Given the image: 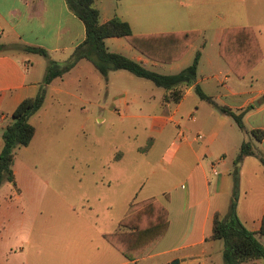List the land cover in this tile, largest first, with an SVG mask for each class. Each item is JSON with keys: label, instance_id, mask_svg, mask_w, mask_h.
Masks as SVG:
<instances>
[{"label": "crops", "instance_id": "1", "mask_svg": "<svg viewBox=\"0 0 264 264\" xmlns=\"http://www.w3.org/2000/svg\"><path fill=\"white\" fill-rule=\"evenodd\" d=\"M68 1L0 0V150L2 133L12 121L11 114L22 100L38 93L48 60L62 63L85 39L84 24L69 8ZM94 7L99 12L100 23L118 18L128 24L134 35L197 32L199 38L195 42L203 39L202 35H213L217 57L208 59L207 64L216 74L212 80L201 76L203 71L199 66L206 42L197 46L194 42L180 60L162 64L180 72L186 68L182 60L190 50H194V57L200 53L195 83L183 89V97L176 105L163 103L164 90L143 95L129 91L124 85L129 81L127 71L110 72L104 79L86 60L79 61L47 85L45 99L50 89L62 92L52 86L60 79L69 90L95 100L101 107L116 113H133L126 118L142 125L148 137L143 146H135V152L142 156V164L151 163L154 167L143 178L135 170H108L91 182L95 190L104 194L120 191V195L106 199L110 230H101L95 221L86 222L83 215L79 216L75 204L66 205V212L59 204L52 205L50 216L41 221L37 205L31 209V205L19 204L22 207L18 208L8 195L1 198L0 264H49L46 259L50 254L45 253L49 247L54 264L90 261L96 264H173L175 261L176 264H206L205 258L211 264H222L223 244L210 239L212 221L214 214L223 217L229 210L239 148L242 143L250 142L254 152L264 158V46L260 40L264 33V0H115L113 4L110 0H94ZM233 28L250 29L262 56L243 79L236 78L218 54L222 32ZM104 43L108 52L120 54L143 67L149 65L156 69L161 65L141 56L123 38H108ZM26 46L45 50L48 59L24 51ZM29 56L30 60L44 61L41 72L28 71ZM195 87L215 106L241 114L245 131L229 115L201 100ZM142 111L147 115L140 114ZM254 130L263 133L260 142L250 134ZM124 162V152L113 159V164ZM212 165L216 167L215 174L211 172ZM77 178L81 184L82 180ZM127 188L131 196L124 199L122 194ZM16 197L21 200L22 193ZM85 199L82 209L97 218V209L90 205L89 197ZM149 199L165 208L168 230L151 254L128 260L104 236L124 231L119 223L129 207ZM263 210V167L258 158L246 156L238 169L236 214L247 230L257 232ZM15 223L24 226L19 232L22 238L11 244ZM30 223L32 227L27 229ZM48 233L53 234L49 246L48 239L43 240ZM119 238L115 235L116 240ZM68 251L70 255L66 256ZM245 264L263 263L257 260Z\"/></svg>", "mask_w": 264, "mask_h": 264}, {"label": "trees", "instance_id": "2", "mask_svg": "<svg viewBox=\"0 0 264 264\" xmlns=\"http://www.w3.org/2000/svg\"><path fill=\"white\" fill-rule=\"evenodd\" d=\"M69 8L83 22L85 39L79 44L69 58L63 63L48 60L47 70L38 93L32 98L22 100L11 114L12 121L2 133L0 150V186L3 181L13 182L12 164L17 149L27 147L34 136V128L29 119L43 105L46 86L54 79L62 77L75 65L86 60L104 78L110 72L127 71L137 78L145 79L164 90L163 103L178 104L183 97V89L192 86L200 53L197 52L192 63L175 75H161L145 69L120 54L110 53L104 41L108 38H123L135 51L144 58L159 64H171L180 60L190 45L199 38L197 32H182L154 35H134L128 24L118 18L105 23L99 22V12L94 7V0L68 1ZM28 53L48 59L45 50L34 47H23ZM218 54L238 79H243L262 59L260 49L253 32L248 28L226 29L221 34ZM195 93L201 100L214 105L198 87ZM215 106V105H214ZM221 113L229 115L236 126L245 131L241 114H234L225 108L215 106ZM253 138L260 142L263 133L250 131ZM246 156L259 159L264 173V158L254 152L250 142L242 143L233 170V192L229 210L225 216L214 214L211 240L223 244L222 260L224 264H245L261 260L264 264V246L259 238L264 239V210L257 232L247 230L236 214L238 169L241 160ZM120 231L104 238L128 260L148 256L166 234L169 221L165 208L155 200L149 199L132 204L119 223ZM118 235V240L115 239ZM135 255V256H134Z\"/></svg>", "mask_w": 264, "mask_h": 264}, {"label": "rangeland", "instance_id": "3", "mask_svg": "<svg viewBox=\"0 0 264 264\" xmlns=\"http://www.w3.org/2000/svg\"><path fill=\"white\" fill-rule=\"evenodd\" d=\"M110 2L113 4L115 0ZM260 36L261 44L264 46V33ZM202 37L203 39L194 43L197 46L199 43L206 42L199 68L203 71L201 76L212 80V76L216 73L213 67L208 66L207 60L217 57V43L211 34L202 35ZM28 58L30 60L31 56ZM193 58L194 50L192 49L183 58L182 63L188 67ZM218 61L222 64L220 60ZM41 62L44 61L30 60L31 66L28 71L41 72L43 66ZM144 68L161 75L179 73L176 70H170L168 65L162 64L156 69L149 65H145ZM126 75L129 81L124 85L129 91L142 95L163 91L150 81L136 78L130 73ZM251 84L254 83H249ZM52 86L59 87L62 92H54L50 89L42 108L30 117L28 122L35 130L34 136L27 147L15 151L16 156L12 164V171H15L13 182H2L0 199L8 195L18 208L22 207L19 204H27L28 207L31 205V209H35L37 205L38 213H41V221L50 216L52 205L57 207L59 204L60 209L66 212L64 209L66 205L75 204L80 212L79 216L83 215L86 222L95 221L101 230H110V227H107L106 199L115 194L120 195V191L118 189L117 193L104 194L100 190H95L91 182L98 180L108 170H135L141 174L142 178L148 176L154 164H142V156L135 152V146H143L147 141L146 132L142 125H137L135 120L126 118L133 113H116L106 106L101 107L95 100L90 101L91 99L81 97L75 91L69 90L60 79H57ZM67 92L75 95H68ZM140 114L147 115V112L142 111ZM120 152H124L125 162L113 164V159ZM77 177L82 180L81 184L78 183ZM17 193H22L21 200H17ZM130 193V188L125 189L122 194L124 199L130 197ZM86 197H89L90 205L97 209L99 214L97 218L94 214L90 216V213L82 209ZM100 198L101 200H98ZM18 212L19 210L16 214ZM23 227L19 223L13 225L11 244L20 241L22 237L19 232ZM30 227L32 223L26 225L27 229ZM54 228L57 227L54 226ZM52 235L48 233L47 238H43V240L48 239V246ZM258 240L262 245L264 244V239ZM49 250L45 253L51 255ZM50 255L46 261L54 264ZM68 255H70L69 251L66 253V256ZM203 261L211 264L207 258ZM221 263L224 264L223 260ZM85 264L96 263L90 261Z\"/></svg>", "mask_w": 264, "mask_h": 264}, {"label": "built area", "instance_id": "4", "mask_svg": "<svg viewBox=\"0 0 264 264\" xmlns=\"http://www.w3.org/2000/svg\"><path fill=\"white\" fill-rule=\"evenodd\" d=\"M198 138H200V137L198 136ZM211 172H212L213 174H215V173L217 172L215 165H212V167H211Z\"/></svg>", "mask_w": 264, "mask_h": 264}, {"label": "water", "instance_id": "5", "mask_svg": "<svg viewBox=\"0 0 264 264\" xmlns=\"http://www.w3.org/2000/svg\"><path fill=\"white\" fill-rule=\"evenodd\" d=\"M177 262L175 261L173 264H176Z\"/></svg>", "mask_w": 264, "mask_h": 264}]
</instances>
